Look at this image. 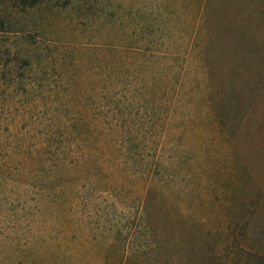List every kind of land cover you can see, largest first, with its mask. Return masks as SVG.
Instances as JSON below:
<instances>
[{
    "label": "rangeland",
    "instance_id": "obj_1",
    "mask_svg": "<svg viewBox=\"0 0 264 264\" xmlns=\"http://www.w3.org/2000/svg\"><path fill=\"white\" fill-rule=\"evenodd\" d=\"M0 0V264H264V0Z\"/></svg>",
    "mask_w": 264,
    "mask_h": 264
},
{
    "label": "trees",
    "instance_id": "obj_2",
    "mask_svg": "<svg viewBox=\"0 0 264 264\" xmlns=\"http://www.w3.org/2000/svg\"><path fill=\"white\" fill-rule=\"evenodd\" d=\"M26 2L25 5L32 6L38 2V0H21V3Z\"/></svg>",
    "mask_w": 264,
    "mask_h": 264
}]
</instances>
